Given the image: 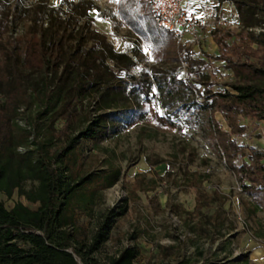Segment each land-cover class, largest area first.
Returning <instances> with one entry per match:
<instances>
[{
  "label": "trees",
  "instance_id": "1",
  "mask_svg": "<svg viewBox=\"0 0 264 264\" xmlns=\"http://www.w3.org/2000/svg\"><path fill=\"white\" fill-rule=\"evenodd\" d=\"M150 1L118 0L120 17L157 64L134 73L136 53L117 51L92 27L93 1L78 0L62 11L0 0V194L17 190L38 204L7 209L0 199V264H149L136 243L100 261L125 211L94 214L119 169L87 165L88 141L140 122L171 131L181 121L207 119L241 193L264 210V147L234 139L247 131L240 118L264 121V30L252 29L264 0H234L242 27L215 26L217 54L204 57L189 45L180 48L174 34L157 25ZM20 21L28 23L25 31L12 38L8 33ZM211 60L229 71L224 90L213 89L206 71ZM192 262L183 256L175 264ZM223 263L251 264L244 253Z\"/></svg>",
  "mask_w": 264,
  "mask_h": 264
},
{
  "label": "rangeland",
  "instance_id": "2",
  "mask_svg": "<svg viewBox=\"0 0 264 264\" xmlns=\"http://www.w3.org/2000/svg\"><path fill=\"white\" fill-rule=\"evenodd\" d=\"M14 1L9 0L11 4ZM23 1L24 5L41 2L66 11L69 3L78 0ZM91 1L97 6L89 11L92 27L106 35L117 51L136 53L137 67L132 72L157 65L151 49L149 53L145 43L120 17L118 0ZM183 3L195 13L199 24L195 31L185 34L178 46L189 45L200 57H204L203 53L217 54L211 37L215 26L230 30L242 27L234 0ZM256 18L259 25L252 29L264 30V11H258ZM15 24L8 33L12 38L22 35L28 23ZM211 61L206 71L215 82L213 89L224 90L229 71L221 62ZM36 77L35 73L31 75ZM154 107L162 111L156 103ZM214 117L227 128L220 113L216 112ZM240 121L247 124V131L234 137L236 142L262 149L264 121ZM18 122L24 125L23 120ZM87 143L88 166L119 169L118 180L104 190L94 214L100 210L125 211L116 219L110 238L100 250L101 262L136 243L144 254V263L149 264H175L183 256H189L192 264H224L226 257L243 253L251 264H264V210L241 193L215 145L214 130L207 119L195 123L181 121L171 131H160L140 122L100 142ZM0 199L7 209L18 203L33 209L38 205L17 190L8 196L0 194ZM133 235L135 239H131Z\"/></svg>",
  "mask_w": 264,
  "mask_h": 264
},
{
  "label": "built area",
  "instance_id": "3",
  "mask_svg": "<svg viewBox=\"0 0 264 264\" xmlns=\"http://www.w3.org/2000/svg\"><path fill=\"white\" fill-rule=\"evenodd\" d=\"M150 7L157 25L172 32L177 44L188 31L197 29L199 20L193 11L185 8L183 0H151Z\"/></svg>",
  "mask_w": 264,
  "mask_h": 264
},
{
  "label": "crops",
  "instance_id": "4",
  "mask_svg": "<svg viewBox=\"0 0 264 264\" xmlns=\"http://www.w3.org/2000/svg\"><path fill=\"white\" fill-rule=\"evenodd\" d=\"M214 47L216 48V50H217V46L214 44Z\"/></svg>",
  "mask_w": 264,
  "mask_h": 264
}]
</instances>
